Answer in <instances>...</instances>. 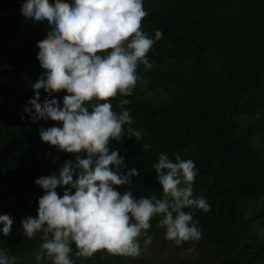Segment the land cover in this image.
I'll use <instances>...</instances> for the list:
<instances>
[{"label":"trees","instance_id":"obj_1","mask_svg":"<svg viewBox=\"0 0 264 264\" xmlns=\"http://www.w3.org/2000/svg\"><path fill=\"white\" fill-rule=\"evenodd\" d=\"M23 2L0 0V214L12 220L10 236L0 238V252L15 264H52L46 253L37 262L42 233L27 237L20 221L38 215L45 190L35 180L58 175L76 154L41 140V129L59 122L34 124L23 112L43 73L37 42L49 31L46 22L24 17ZM143 8L141 30L152 38L155 30L162 34L147 53L152 67H137L140 79L131 96L110 98L114 111L129 110L131 127L142 133L139 141L128 134L110 139V150L140 175L132 185L114 187L136 198H161L152 167L159 155L192 160L193 195L210 205L207 212L184 209L192 213L200 237L176 245L165 238L159 216L151 218L147 231L161 251L193 250L197 260L125 263L104 249L77 256L75 244L70 257L74 264H264V0H143ZM66 94L49 97L41 91V105L56 98L63 107ZM120 99L130 103L118 106ZM67 187L58 186V195Z\"/></svg>","mask_w":264,"mask_h":264},{"label":"clouds","instance_id":"obj_2","mask_svg":"<svg viewBox=\"0 0 264 264\" xmlns=\"http://www.w3.org/2000/svg\"><path fill=\"white\" fill-rule=\"evenodd\" d=\"M21 13L49 26L46 38L37 42L43 73L32 85L34 95L23 112L34 124L49 118L59 122L60 126L42 128L41 140L76 154L74 161L62 164L58 175L53 172L35 180L45 190L38 199V215L20 221L27 237L42 233L37 262L46 253L52 264H74L73 244L81 257L101 249L137 257L140 238L145 246L152 242L147 230L155 216L161 217L165 238L176 245L198 239L200 230L192 213L184 209L207 212L210 205L204 197L193 195L197 169L192 160L176 155L173 161L164 153L159 155L152 167L162 188L161 198H136L131 191L121 194L114 187L132 185L140 172L129 169L124 157L110 150V139L128 134L139 141L142 133L131 127L129 110L114 111L110 98L132 95L140 79L137 67H152L147 53L162 37L159 30L154 38L141 30L147 15L143 0H69L68 4L24 0ZM62 90L67 92L63 107L56 98L41 105V91L51 97ZM129 103L120 99L118 106ZM58 186L70 187L63 189L61 197ZM11 228L10 217L0 214V238L6 240ZM0 264H15V260L0 252Z\"/></svg>","mask_w":264,"mask_h":264},{"label":"rangeland","instance_id":"obj_3","mask_svg":"<svg viewBox=\"0 0 264 264\" xmlns=\"http://www.w3.org/2000/svg\"><path fill=\"white\" fill-rule=\"evenodd\" d=\"M121 257L125 263H129L136 259L151 260L155 263H183L186 261L195 262L197 260V254L193 250L182 253H175L170 250L161 251L157 245L149 244L145 246L143 242H141V252L139 256L130 257L121 255Z\"/></svg>","mask_w":264,"mask_h":264}]
</instances>
